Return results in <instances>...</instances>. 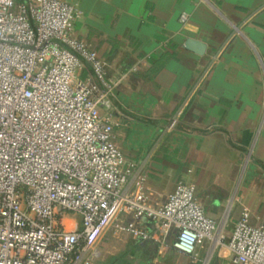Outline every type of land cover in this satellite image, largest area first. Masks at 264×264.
I'll use <instances>...</instances> for the list:
<instances>
[{"label": "crops", "instance_id": "obj_1", "mask_svg": "<svg viewBox=\"0 0 264 264\" xmlns=\"http://www.w3.org/2000/svg\"><path fill=\"white\" fill-rule=\"evenodd\" d=\"M67 2L82 12L72 35L98 54L114 86L102 114H112L115 144L145 177L150 203L193 183L223 243L186 256L113 228L117 236L103 243L107 230L95 248L96 264H233L225 243L242 208L252 224L264 222V0ZM91 74L89 65L77 72Z\"/></svg>", "mask_w": 264, "mask_h": 264}, {"label": "built area", "instance_id": "obj_2", "mask_svg": "<svg viewBox=\"0 0 264 264\" xmlns=\"http://www.w3.org/2000/svg\"><path fill=\"white\" fill-rule=\"evenodd\" d=\"M81 16L67 0H0V264H96L112 227L186 256L223 245L193 183L150 203L145 177L115 144L112 114H102L114 86L72 35ZM85 65L92 74L81 78ZM225 247L233 264H264V222L242 208Z\"/></svg>", "mask_w": 264, "mask_h": 264}, {"label": "water", "instance_id": "obj_3", "mask_svg": "<svg viewBox=\"0 0 264 264\" xmlns=\"http://www.w3.org/2000/svg\"><path fill=\"white\" fill-rule=\"evenodd\" d=\"M185 48L190 50L198 55H202L204 52V45L200 42L194 40H187L185 42Z\"/></svg>", "mask_w": 264, "mask_h": 264}, {"label": "rangeland", "instance_id": "obj_4", "mask_svg": "<svg viewBox=\"0 0 264 264\" xmlns=\"http://www.w3.org/2000/svg\"><path fill=\"white\" fill-rule=\"evenodd\" d=\"M109 231H111V232H108V234L105 235V237L103 238V241H102L103 243L105 242V238H108V237L114 238V236H117V235H114L115 233L113 232V227L110 228Z\"/></svg>", "mask_w": 264, "mask_h": 264}]
</instances>
